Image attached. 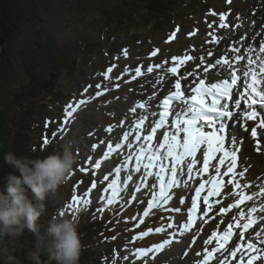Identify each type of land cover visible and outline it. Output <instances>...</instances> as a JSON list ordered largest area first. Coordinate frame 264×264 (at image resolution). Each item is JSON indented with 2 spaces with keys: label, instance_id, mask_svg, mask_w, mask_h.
Returning <instances> with one entry per match:
<instances>
[{
  "label": "rangeland",
  "instance_id": "rangeland-1",
  "mask_svg": "<svg viewBox=\"0 0 264 264\" xmlns=\"http://www.w3.org/2000/svg\"><path fill=\"white\" fill-rule=\"evenodd\" d=\"M240 1L245 3L244 0ZM115 5L129 6L133 11L135 23L125 26L127 23L124 22L121 26L117 25L119 30L108 27L103 11L110 10ZM177 8L178 14L173 18L163 16L148 20L143 4H138L137 0H6L0 4V27H12V24L19 27L10 37L0 38V111L2 107L5 109L15 107L13 96L18 91L21 92L28 82L27 60L37 43L48 36H53L61 43L76 49L80 46L85 50L86 55L80 58L77 73L72 77L62 74L60 88L56 93L45 97L46 101H42L41 105L37 103V107H32L30 120L32 124L30 137L33 144L43 149L56 146L58 152L63 145L70 144L78 160L68 182L55 194L46 195L48 197L46 214L50 219L58 212L78 217L83 212L97 214L106 210L103 221L109 225L101 226L99 232L102 233L98 244L90 250L88 258H82L80 264H97L111 258L106 254V250L114 240L113 254L130 259L127 261L131 262L130 264H187L189 257L195 258L196 253L201 252L198 251L200 245H196L195 241L205 233L199 229L193 231L195 238L191 239V236L186 238L188 243L184 248L180 246L174 250L157 247L166 240L174 239L172 233L168 232L169 223L175 226L176 230L177 226L182 227L187 222L185 212L183 214L181 210L180 212L174 210L184 209L190 204L194 181L181 176L189 186L184 188L185 193L178 192L176 196L171 194L172 199L168 204L155 208L146 217L144 210L148 201L152 199V185L156 182L151 181L154 179L150 180L149 184L147 179L141 182L143 170L134 180H128V176H124L122 182L127 181V184L119 189L117 199L109 204L108 200L101 197L105 192L104 188L112 182L114 172L109 169L99 176L94 170L95 160L99 156L94 152L99 150H92V144L97 142V135L106 134L105 125H123L127 129V118L113 119L115 115L113 110L120 111L121 116L122 112L130 114L132 126L136 125L135 121L138 118L132 112L123 110L130 107L131 102L127 101V105L121 107L117 100L119 97H131L134 107L136 106L139 97L137 98L135 93L146 88L145 83L141 81L132 84L133 80L138 78L135 74L137 67L146 73L149 65L158 64L155 56L159 53L166 55L164 57L170 60L168 64L177 62L178 60H174L173 57H178L182 51L189 54L196 49L193 39L200 34L203 39L211 36L210 29L218 24L219 14L224 13L228 16L235 13L228 0H179ZM256 8V4L249 7L251 16L256 12ZM213 12L217 15L213 16ZM209 24H212L211 28L208 27ZM191 33L195 34L190 35ZM87 42L90 46H86ZM227 45L225 42L223 48ZM58 55H61L60 49ZM113 65L115 67L108 73L106 79L103 73ZM122 87L124 89L120 90ZM162 87L160 86L158 91ZM97 92L102 94L97 96ZM125 92L127 94L124 95ZM111 93L112 96L109 95ZM81 100L85 103L80 104ZM69 104L76 108V111L67 119L66 112L71 111L67 107ZM236 119L237 116L228 120L230 136L235 133L233 130L237 125ZM118 133L120 132L114 133V136L112 134L106 136L118 138V143L120 138ZM45 139H48V144L43 143ZM257 139L261 143L264 139L263 134H258ZM259 161L262 162L261 159ZM122 162H125V158L118 160L116 157L113 159L112 163L115 165L112 168H116ZM104 176H108L109 179L105 181ZM93 183L96 184L95 188H92ZM72 196H77L82 201L78 208L73 206ZM256 201L254 198L249 202L256 204ZM157 227L163 230L156 232ZM145 232L148 234L141 235ZM238 240L239 238L234 243L236 244ZM34 244L35 241L28 238L9 237L0 243V264H19L21 255L29 257V252L34 250ZM204 246L201 244V247ZM148 249L152 250L147 251L146 255L138 252ZM204 254L205 252L201 253L196 260L199 261Z\"/></svg>",
  "mask_w": 264,
  "mask_h": 264
},
{
  "label": "snow or ice",
  "instance_id": "snow-or-ice-1",
  "mask_svg": "<svg viewBox=\"0 0 264 264\" xmlns=\"http://www.w3.org/2000/svg\"><path fill=\"white\" fill-rule=\"evenodd\" d=\"M230 3L231 0H228ZM216 16V13H212ZM226 21V14H219V28L227 29L229 28V23ZM240 25H237L239 27ZM209 28L212 24L208 25ZM191 33L190 35H194ZM175 33H173V36ZM172 37H170L171 39ZM215 39V38H214ZM215 43H219L216 39ZM249 52L253 51V48L249 46ZM228 52L234 54L231 58L228 57V53L216 55L213 62H208L207 66L203 68V72L208 77L199 78L197 74L193 71H188L185 68L187 75L181 74V77L176 80L174 84L175 91H169V94L165 96L159 104L155 105V108L151 103L138 102L137 105L132 109L136 111L137 109H143L146 113L141 115L135 125V140L137 142L143 141L142 144L135 150L134 153L130 154L127 159L132 160L135 157V168L134 171L141 173V168L144 172L141 176L142 182L149 176L155 175L157 184L152 185V199L148 201L147 208L144 210V215H148V209H151L160 204H168L172 199L171 192L179 187L181 181L178 177L184 173L186 167L188 179H193L194 167L198 163L200 157L197 156L198 152H202L203 156V167L199 169L197 175L201 173H207L209 171L210 162L217 159L216 154L222 153L219 157L218 163L214 165L215 175L212 176L210 180H205L199 183V186L195 188V195L191 198V208L187 214V222L183 225L184 229L187 231L192 228L194 224L193 214L198 208V200L201 199V193L205 190L206 184L210 185L207 189V194L202 197V203L204 205L201 211L207 215L214 211L216 205H221V201L216 199L214 203L210 201V198H218L221 195H227L231 199L235 197L234 203H226L223 206L216 208L220 214L229 213L230 209H240L242 205H245L246 201H253L256 196H264V184L259 185V191H253L248 194L246 190L253 188L250 182L243 179L247 172V168L243 171L237 172L238 167V153L240 149L235 147L238 134L231 136V141L233 148L228 149L225 144L226 140V126L224 119L233 117V112L229 109L228 103H222V101H228L233 99V89L238 87V81L241 79V75L238 74V69L234 67L235 64H239L241 61L245 60V55L242 53L241 48L231 47ZM259 53L264 54V41L260 42ZM155 55V53H153ZM214 53L212 51L207 52V57H213ZM174 60H179V63L175 67H170L168 71L174 76L177 74V69L184 65L185 61L193 60L192 56H185L183 59L178 57H173ZM259 62V63H257ZM205 60L203 57L200 59V64H204ZM200 65L198 64L197 67ZM220 66V68H226L227 71L224 73L216 72L212 73L210 70ZM109 67L107 72L103 73L105 78H108V73L113 70ZM160 67V65H156ZM242 77L244 79V88L240 92V96L243 99V104L248 110L243 112V118L246 121H257L255 126H251V137L253 140L257 141L256 149L260 150V142L258 138V128L264 129V117L258 119L260 113H258L256 107L260 106L264 108V56L257 55L255 59L251 55L247 56V63L242 66ZM147 71L151 73L153 71L152 67H148ZM136 76L141 75V69L137 67L135 69ZM190 76H197L198 82L196 80L189 81L185 85L184 90H181V79H187ZM224 76L222 79H217L215 82H209L213 77ZM135 79V77H133ZM163 78L161 77V80ZM157 83H160L158 80ZM195 85L194 87L192 85ZM100 87V85H97ZM117 87H119L117 85ZM191 91L192 95L187 96L186 92ZM87 91V89H85ZM102 93L97 92L96 95L99 96ZM155 97H149L151 101ZM158 99V97L156 98ZM85 101L81 100L80 104H84ZM236 106L241 107V101H236ZM71 111H67L66 115L71 117L76 111L71 104L67 106ZM151 109V110H150ZM158 111V119L150 121L146 124L148 115L155 117ZM169 117H173L170 121V126L166 128L169 124ZM67 123V120H65ZM243 127V125H241ZM144 128L147 134L141 136V128ZM163 129L161 133L158 134L157 130ZM209 129V130H206ZM235 131V130H233ZM244 131H248V127H244ZM182 134V135H181ZM55 135V133H53ZM129 133L124 134V139L128 140ZM162 136V139L160 138ZM156 140L154 144L153 141ZM44 144H48V139L43 141ZM93 148L96 145L92 146ZM128 148H133V143L129 142ZM121 144L116 143L115 148L111 144L108 145V153L120 149ZM108 153H105L107 156ZM227 162V163H226ZM226 165V171L221 173V166ZM125 168L128 167L127 163L124 165ZM95 167L99 169L101 165L99 163L95 164ZM153 169H156L153 172ZM117 171H119L117 169ZM95 175V173H93ZM223 177H230L225 181ZM108 176H104V180H108ZM128 180H132L133 177L129 175ZM127 183V181H125ZM185 187L188 186L187 181H183ZM96 184H92V188H95ZM111 190V195L107 197L108 203L112 204L119 194V188L117 186V180H112L105 189L107 192ZM139 189H137L138 191ZM73 202H78L77 196L71 197ZM183 202V201H182ZM174 211L180 212L177 208ZM264 203H261L259 207L252 206L247 208V211H239V215L233 216V223H227V229H222L220 233L213 231L209 239L205 240V244H211L213 240L215 241V247L211 248L210 251L205 249V254L202 260H199L197 264H209V261L215 259L216 253L225 250L226 246L233 238V227L239 230V239H244L245 233L250 229H254V225H257L258 221H264ZM179 222V221H178ZM169 228L172 224L169 223ZM163 229L157 227L156 232H161ZM148 233H142L141 235H147ZM256 236H264V229L256 231ZM169 241H164V244H168ZM164 244L157 246L162 248ZM247 249L251 252L257 253L256 255H251L247 259V264H254V262L264 259V252L258 251L253 244H248ZM148 250H138L139 253L147 254ZM241 251V247L238 244H233L229 254L235 260L237 253ZM196 255L199 257L200 252ZM219 264H227L226 260H220ZM240 264H244L243 257H240Z\"/></svg>",
  "mask_w": 264,
  "mask_h": 264
},
{
  "label": "bare ground",
  "instance_id": "bare-ground-1",
  "mask_svg": "<svg viewBox=\"0 0 264 264\" xmlns=\"http://www.w3.org/2000/svg\"><path fill=\"white\" fill-rule=\"evenodd\" d=\"M244 1H245V3H242L240 0H232L231 1V8L235 13H233V14L231 13L230 15L226 16L225 22L229 23V28L220 29L218 26L219 25V18H218V24L216 25V27L210 29L211 36L209 38L203 39V38H201L202 34H200L195 39H193L196 43V49L194 51L189 52V54L187 52L185 53L182 51L180 54L177 55L178 58H180V59H183L185 56H192L194 59L185 61L184 65H182L181 67L178 68V72L175 76L172 73H170L168 71V69L170 67H175L179 63V60L177 62H171V64H168V63H170V60H168L164 57L166 55H164L162 53H159L158 55H156L155 56L156 58L155 57L154 58L157 59L156 61H158V65H160V67H156L157 64L149 65L148 67H152L153 71L151 73H149L147 71L148 67L146 68V73H144V71L141 70V75L138 76V78L133 80V82H132V84H135V83L141 81V82L145 83V86H146V88H143L142 90H139L135 93L136 97L137 98L139 97L138 98L139 101H137L136 103H138V102H144L146 104L151 103L153 105V107L155 108V105L160 103V99H156L155 97L156 96L161 97L163 94L169 92L171 89H174V84H175L176 80L181 77V74L187 75V73L185 72V68H187L188 71L195 72L197 74V76H199V78H205L206 80H208V77L203 72V68L207 66L208 62L214 63V60L216 58H219L216 55L217 53L224 54L227 52L228 57L231 58L234 55L231 52H228V50L231 47L241 48L242 53L245 55L244 61H241L239 64L234 65V67L239 70L238 73H240L241 75H242V70H243L242 66L247 63V56L248 55H251L253 59H255L257 55L264 56V54L259 53L260 42L264 41V2H263V0H262V2L261 1L259 2L258 0H244ZM251 4L257 5L256 12L252 16L249 13L250 12L249 7L251 6ZM238 13H240V14L238 15ZM237 25H240V26L237 27ZM216 39L219 40L218 44L215 43ZM182 42H183V40H182ZM225 42H227L228 45L226 46V48L225 47L223 48V46L225 45ZM185 43H187V42H185ZM249 46H251L253 48L252 52L248 51ZM208 51H212L214 53V56L213 57H207ZM200 56L204 58V60H205L204 64H200V59H201ZM154 58H152V59H154ZM257 63H259V62H257ZM198 64L200 65L199 67H197ZM165 68H166V70L164 71ZM210 71L212 73H216V72L224 73L227 71V69L226 68H220V66H217L216 68L211 69ZM197 76H190L186 80L181 79V90L182 91L184 90L185 85H187L189 83V81L196 80L198 82ZM161 77L163 78L162 80H161ZM222 78H224V76H220V77L214 76L212 78V80L209 82H215L217 79H222ZM158 80L160 81V83H157ZM160 86H163V87L160 91H158ZM123 89H124V87H122L120 90H123ZM123 94L125 95V94H127V92H125ZM153 94H155V97L150 101L149 97L153 96ZM109 95L112 96L113 93H111ZM130 96H132V95H130ZM104 97H105V95L102 98H104ZM117 101H118V105H120L121 107H123L127 101L131 102L130 107H128L127 109H123V110H126L127 112H132V114H134L136 117H138V119L141 115L146 114L143 109H137L136 111H132V109L134 108V105H133L134 103H132L131 97L130 98L127 96L119 97V99ZM236 101L237 100L224 102V103H228L229 109L234 112L233 113V116L235 115L234 118H236V116L238 117V115H237L238 109L245 110V107L242 103H241V107H237ZM113 113L115 114L113 119H116L119 117H120V119L121 118H127L126 125L128 127H127V129H125V128L120 129L119 126L111 125L108 132L111 133L113 131L111 133L112 136H114V133L119 132V131L122 132L123 135L127 132L130 135L132 134V136L129 135L130 136L129 140L124 144L119 142L121 144V149H122L120 152H118L116 155H113L110 153L107 155V158H109L107 163L111 161V166L114 165V163H112V162H113V159H116V157H117V159H120L122 156L127 158L131 154V152H129V150H128L130 148L127 147L129 142H132L133 147L135 148L136 146L139 147V145L141 144L140 142L142 141L141 140L140 142H137L135 140L136 128H135V126L133 127L132 122H130L131 118H132L130 116V114H127V113L124 114L122 112V116H123L122 117L120 115L121 114L120 111H118V110H113ZM258 113H260V115L258 116V119L261 117H264V112H262L261 109L258 111ZM156 118H157L156 116L153 117L151 115H148V122L153 121ZM228 120L229 119H227V118L224 119V123L226 126V130L230 131V124H229ZM137 121L138 120H136L135 123H137ZM236 121L238 123L234 129L235 133L233 135L238 134V138H237V142H236L235 147H238L240 149V152L238 153V167H237L236 171L237 172L243 171L245 168H247V172H246L245 177L244 178L238 177V179L246 180L247 182H250L253 185V188L246 190L248 192V194H251L253 191L258 192L259 191V185L264 184V139L260 143V150L257 151L256 140H253L250 133H251V126H255L258 123V120L257 121H246V120H244L243 117H239L238 119H236ZM241 125H243V127ZM169 126H170V123H169V125H167V127H169ZM105 127H107V126L105 125L104 128ZM244 127H248L247 132L244 131ZM206 130H209V129H206ZM145 132L146 131L144 130V128L141 129V136H143L145 134ZM258 134H263V136H264V129L258 128ZM160 138L162 139V136ZM104 139H106V142L110 139L109 143L113 146V148H115L114 147L115 141H112L111 136L107 137L106 134L99 133L97 135V142H96L99 144L98 149H102V146L105 145L104 143H102ZM225 144H226V147L228 149L233 148L231 136L228 134V132L226 133ZM91 153H93L92 150H91ZM94 154H97V152L95 151ZM256 154L257 155L260 154V156L258 157ZM221 155H222V153L216 154L217 159L213 160L212 164L209 167V171L207 173L199 174V175H201L200 177H198L199 175L198 176L196 175V177L193 175V179H191V181H194V185L191 189V194H192L191 196L192 197L195 195V188L199 186L200 182L205 181V180H210L212 178V176L215 175L214 165L218 163L219 157ZM197 156L200 157V159L198 161V164L195 165V167H194V172H199V169L203 167V165H202L203 164L202 152H198ZM259 159H261L262 162H260ZM107 163H106V165H108ZM90 168H92V167L90 166ZM107 168L106 167L105 168L100 167L97 171V174L98 175L103 174L104 171H107ZM134 168H135V164H133V166H131L128 170L124 171L121 169L120 171L125 176L131 175L133 177V180H134L135 176H137V174H138L137 172L134 171ZM141 169H143V168H141ZM196 170H198V171H196ZM155 171H156V169H153V172H155ZM224 171H226V165L221 166V173H223ZM181 175H183L184 177H188L187 170L184 169V173ZM229 178L230 177H223V179L225 181H227V179H229ZM178 179L181 181V183H180L179 187H177L176 189H174L171 192V194L174 196H176L178 192H181L182 194H184L186 191L184 189L186 187L183 184V180L181 179V176L178 177ZM149 180H153L156 182L155 176L154 177L149 176ZM153 181H151V182H153ZM117 186H118V183H117ZM157 186H158V183H157ZM208 187H210V185L206 184L205 193L201 196V199L198 202L199 206H198L196 212L193 214L194 220L197 219L198 223L196 225L193 224L192 228L187 230V231L185 229H180V226H177V229L175 230V226H172L170 228V231H168V232L172 233L174 239L169 240V243L166 244L165 248L174 249V250H176L180 246H182L181 248H184V246H186L188 243V240L186 238H188L190 236H191V239L195 238L193 231L199 229V230H201V232L203 234L205 233V235L203 237H198V239L195 241V244L200 245V249H198V251H201L200 253H203V252H205V249H207L206 248L207 246L209 247L210 245L215 243L214 240L211 244H205L204 243L205 240L210 238L211 232H213V231L217 232L218 231V233H220L222 229H225L227 227V223H233V224L235 223L234 220L232 219V217L233 216L238 217L239 211H245L246 212L247 208L252 207V206L259 207V205L261 203H264V196H256L255 197V199H257L256 204L250 203L248 206L245 205L238 210L237 209H230L229 213H225L224 215H222L218 211H216L215 209L220 207V206L225 205L226 203H233L235 200H233V197L230 199L229 196H227V195H221L218 198H210V201H212L213 203L216 199H219L221 201V205H219V206L216 205L213 212H210L207 215H205V213L203 211H201V208L204 207V205L202 203V197L207 194ZM110 193H111V190H110ZM78 203H79V201H78ZM161 205L162 204L155 206V207H160ZM190 208H191V206L189 204H187L184 209L182 208L183 210L182 209H180V210L183 214H184V212H185V214H188V211ZM258 215H264V214H258ZM185 217H186V215H185ZM183 219H185L184 216H183ZM178 220H182V219H178ZM225 221H227V223H225ZM257 224L258 225L254 228L255 231L256 230L260 231L261 229H264V221H258ZM254 229H253V231H248L247 233H245L244 238L246 239V241L244 243L242 242V239L238 240L237 244L241 247V251L237 253V257L235 259V262L236 261L240 262V257H243L244 264H247L248 257L252 255V254H250L249 250L247 249L248 244H253L254 247L258 251L264 252V236L257 237L256 235H253V233L255 232ZM201 244H203L205 246L201 247ZM233 244H234V241L228 247L226 253H224L218 257L219 261L220 260H226L227 264H234L233 263L234 259L229 254ZM164 246L161 249H164ZM196 258H197V256L195 258L189 257L187 264H194L195 261H197ZM258 262H260V264H264V259L258 260L256 262H254V264H258Z\"/></svg>",
  "mask_w": 264,
  "mask_h": 264
},
{
  "label": "trees",
  "instance_id": "trees-1",
  "mask_svg": "<svg viewBox=\"0 0 264 264\" xmlns=\"http://www.w3.org/2000/svg\"><path fill=\"white\" fill-rule=\"evenodd\" d=\"M3 1L5 2L6 0H0V4L4 3ZM178 1L137 0L138 4H143L145 17L148 20L159 19L163 16H171L173 18L174 15L178 14ZM103 15L107 20L106 25L114 27L116 30H119L117 25L121 26L124 22L127 23H125V26L135 23L133 11L126 5H115L110 10H104ZM18 29L19 27L14 24H12V27L3 26L0 29V38L10 37ZM86 46H90L89 42H87ZM58 48L61 50V55H58ZM80 49H82L81 52ZM84 51V48L80 46L76 49V47L73 48L68 44L61 43L53 36L44 38L32 50L27 60L26 74L28 82L21 92L18 91L13 96L15 107L13 109L2 107L0 111V190L7 184V178L10 174L18 175L15 169L5 162L4 155L6 153L11 152L17 158H36L58 152V147L56 146H48L43 149L33 144L30 137V130L32 129V124L30 123L32 119L31 109L32 107H37L38 104L41 105L42 101H46L45 97L56 93L60 88L59 81L62 74H66V77H72L77 73L80 58L86 55ZM45 202H48L47 196ZM103 219L104 217L98 218L97 215L91 212H83L77 217V230L82 243L78 264H80L82 258H88L90 250L98 244L102 233L99 232L101 226L109 225ZM50 220L46 212L41 215L38 219L41 231L49 228ZM9 237L0 235V243ZM19 237L35 241V237L27 228L23 229L22 235ZM113 244L112 242L108 246V250H106V254L111 256V258H106L105 262H98L97 264H130L131 262H127L130 259L128 260V258L122 256L117 257L116 254H113ZM41 259L47 261L48 255L46 251L41 253ZM19 264H33V262L27 255H21ZM51 264H55V262L53 261Z\"/></svg>",
  "mask_w": 264,
  "mask_h": 264
},
{
  "label": "clouds",
  "instance_id": "clouds-1",
  "mask_svg": "<svg viewBox=\"0 0 264 264\" xmlns=\"http://www.w3.org/2000/svg\"><path fill=\"white\" fill-rule=\"evenodd\" d=\"M6 163L18 173L10 174L0 190V235L17 237L27 228L35 237L29 252L33 264H78L82 243L77 230V217L58 212L51 216L49 228L41 231L38 219L47 211L46 195L55 194L65 185L78 160L70 144L45 157L4 155ZM47 252V261L41 253Z\"/></svg>",
  "mask_w": 264,
  "mask_h": 264
}]
</instances>
